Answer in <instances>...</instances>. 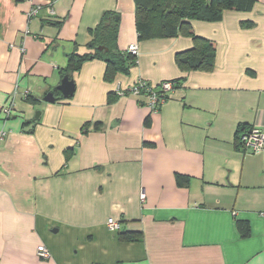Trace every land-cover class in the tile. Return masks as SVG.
<instances>
[{
    "label": "crops",
    "instance_id": "1",
    "mask_svg": "<svg viewBox=\"0 0 264 264\" xmlns=\"http://www.w3.org/2000/svg\"><path fill=\"white\" fill-rule=\"evenodd\" d=\"M50 1L0 0V264H264V150L238 140L242 128L264 131V0L191 21L216 44L210 72L178 66L191 37L140 41L135 0H57L54 15ZM106 14L119 50L138 45L136 66L110 82L105 61H88L72 73L73 97L56 95ZM138 81L178 87L152 111L145 95H119Z\"/></svg>",
    "mask_w": 264,
    "mask_h": 264
},
{
    "label": "trees",
    "instance_id": "2",
    "mask_svg": "<svg viewBox=\"0 0 264 264\" xmlns=\"http://www.w3.org/2000/svg\"><path fill=\"white\" fill-rule=\"evenodd\" d=\"M135 3L136 28L140 41L158 37L173 38L179 35L191 37L195 45L191 50L176 55L178 66L184 71L210 72L215 67L216 44L198 37L191 26V21L216 22L221 20L225 11H250L255 0H135ZM90 34L94 37L90 43L93 52L69 55L68 66L62 71L63 78L69 76L72 80V73L79 72L86 62L95 59L107 63L105 74L107 81H113L120 73L129 75L137 64V58L127 51L119 50L117 45L119 24L110 20L109 14H106L98 27L90 30ZM100 47H105L108 51H100ZM177 87L175 85V88ZM55 94L62 96L59 92ZM109 100H112L111 96ZM26 101L32 105L38 103L31 96ZM146 124H149V120ZM245 131L243 128L239 130V142ZM177 179L179 184L184 181L182 176H178ZM238 229L243 238L251 235V228L247 223L238 222ZM119 237L122 241L134 242L139 240L140 235L120 233Z\"/></svg>",
    "mask_w": 264,
    "mask_h": 264
},
{
    "label": "built area",
    "instance_id": "3",
    "mask_svg": "<svg viewBox=\"0 0 264 264\" xmlns=\"http://www.w3.org/2000/svg\"><path fill=\"white\" fill-rule=\"evenodd\" d=\"M57 0H52L48 3V11L51 15H54V5ZM41 7L37 6L32 9L28 14V17L32 18L36 16ZM127 52L136 58L139 55V49L137 44H131ZM175 84L171 81L163 82L159 85L158 91L155 87L150 86L144 81H138L134 86H132L128 91L120 92V96L133 95L142 96L145 95L149 99V107L152 111H158L159 107L164 103L166 98L170 93L175 90ZM30 96L29 92L24 94V98L27 99ZM16 107L14 103L5 107L2 112V118L4 122H8L15 114ZM7 136V131L3 130L0 132V140ZM240 145L242 150L246 153H258L264 150V131L259 128H251L249 131L242 134L240 139ZM144 200V196H142ZM107 227L112 232H117L120 230V223L115 219H109L107 221ZM38 255L41 259H50L51 254L45 246L38 248Z\"/></svg>",
    "mask_w": 264,
    "mask_h": 264
},
{
    "label": "water",
    "instance_id": "4",
    "mask_svg": "<svg viewBox=\"0 0 264 264\" xmlns=\"http://www.w3.org/2000/svg\"><path fill=\"white\" fill-rule=\"evenodd\" d=\"M100 51H108L105 47H100ZM58 91L62 94V97L65 99L72 98L75 92V83L73 80H70L69 76H65L60 85L58 86ZM56 100V97L54 96V92H50L44 99L46 102H54ZM41 113H37V119L40 117ZM36 119V120H37Z\"/></svg>",
    "mask_w": 264,
    "mask_h": 264
},
{
    "label": "rangeland",
    "instance_id": "5",
    "mask_svg": "<svg viewBox=\"0 0 264 264\" xmlns=\"http://www.w3.org/2000/svg\"><path fill=\"white\" fill-rule=\"evenodd\" d=\"M40 112V111H39Z\"/></svg>",
    "mask_w": 264,
    "mask_h": 264
}]
</instances>
